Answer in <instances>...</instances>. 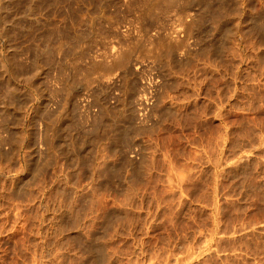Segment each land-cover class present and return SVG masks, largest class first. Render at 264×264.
<instances>
[{
	"label": "rangeland",
	"instance_id": "1",
	"mask_svg": "<svg viewBox=\"0 0 264 264\" xmlns=\"http://www.w3.org/2000/svg\"><path fill=\"white\" fill-rule=\"evenodd\" d=\"M146 1L0 0V264H264V31Z\"/></svg>",
	"mask_w": 264,
	"mask_h": 264
},
{
	"label": "bare ground",
	"instance_id": "2",
	"mask_svg": "<svg viewBox=\"0 0 264 264\" xmlns=\"http://www.w3.org/2000/svg\"><path fill=\"white\" fill-rule=\"evenodd\" d=\"M103 1V0H102ZM187 1V2H186ZM197 1V0H196ZM201 2L203 1V0H200ZM206 1V0H205ZM220 1V0H219ZM242 1H244L243 2V6L241 7V8H243V9H240V11L241 12H236V9H238V7H237V5H236V0H221L220 1V4H217L219 7H217L218 8V13H216L217 15L219 14L220 15V12H221V17H220V19H218L217 20V18H218V16L217 15H215V12L217 11V10H214V9H212V10H214V11H212L211 10V7H213V5L210 7L209 5H207L206 4V6L205 5H201L202 7H200V8H202V12H201V14H205L206 16H207V18H208V16L209 15H213V12H214V15L217 17H215V16H212V18H211V16H209V20H206V21H209V25H210V23L212 22V21H210V18L213 20V18L215 17V19L218 21L217 22V26H218V28L217 29H219L220 31H221V34H222V36L224 37V38H222V39H225V41L227 42V38H229V37H231L232 36V34L233 33H236V28L235 27H233L232 25H231V23H230V21H229V17L231 16V15H233L235 12L236 13H238L237 15H236V13L234 14V16L238 19L239 18V20H242V19H245V23H246V25H244V26H242V25H238V27H237V32H238V37H239V40H238V42L235 44L234 43V41H232V40H230V41H232L233 42V45H236V46H238V49L239 50H241V51H245L246 52V48L248 47L247 46V42H246V40L247 39H245V37H249L250 38V36L249 35H247L252 29H254L255 31H257L258 33H260V34H262V31H264V0H242ZM257 1H259V8H257V5H258V2ZM180 2H182V0H147L146 1V3H145V5H143V6H145V10L144 11H142V12H144V13H142V14H144L147 18H155V21L154 22H157V20H158V18H160L159 16H161V13H162V11H170L171 9H173V7H174V9H173V11L175 10L176 11V9L178 10L179 8H178V6L180 7V8H184L183 10H185V7L184 6H182V5H184V2H185V4H187V5H189V3H191V5H193V4H195L196 2H195V0L194 1H191V2H189L188 0H183V4L182 5H178V4H180ZM189 2V3H188ZM192 2H194L193 4H192ZM200 2V3H201ZM213 2V1H212ZM57 3V2H56ZM137 3V2H136ZM144 3V2H143ZM142 3V4H143ZM238 3V2H237ZM197 4H198V1H197ZM216 5V4H215ZM182 6V7H181ZM239 6V5H238ZM175 7H177L176 9H175ZM189 7V6H188ZM215 7V6H214ZM237 7V8H236ZM199 8V9H200ZM129 10V9H128ZM239 10V9H238ZM136 11V10H135ZM173 11H171V12H173ZM163 12V13H164ZM171 12H165L166 14H168V13H171ZM179 12V11H178ZM185 12H186V10H185ZM138 13V12H137ZM162 13V14H163ZM177 13V12H176ZM165 15V14H164ZM199 15H200V11H199ZM206 16H205V18H206ZM234 16H232V17H234ZM182 17V16H181ZM184 17V16H183ZM200 17H201V19H202V15H200ZM204 17V16H203ZM234 17V18H235ZM204 18V19H205ZM144 19V18H143ZM157 19V20H156ZM214 19V20H215ZM251 19L252 20H256V21H260V23H257V22H255V21H253L254 22V24L253 25H251L248 21H251ZM145 20H146V18H145ZM147 20H149V19H147ZM151 20V19H150ZM149 20V21H150ZM191 20V19H190ZM85 21V20H84ZM149 21H146L147 23L149 22ZM153 21V20H152ZM151 21V22H152ZM186 21V20H185ZM204 21V20H203ZM238 21V20H237ZM77 22V21H76ZM160 22V21H159ZM196 22V21H195ZM199 22H202V20H200V21H198V23ZM252 22V21H251ZM252 22V23H253ZM207 23V22H206ZM87 24V23H86ZM202 24V23H201ZM208 24V23H207ZM240 24V23H239ZM75 25V24H74ZM151 25V24H150ZM149 25V26H150ZM154 25V23L152 24V26ZM156 25V24H155ZM157 25H158V23H157ZM198 25V24H197ZM209 25H207V27L209 26ZM214 25V22H213V24L211 25V27ZM236 25V24H235ZM215 26H216V24H215ZM215 26H213L214 27V29L216 28ZM156 27V26H155ZM200 27V26H199ZM205 27H206V25H205ZM212 27V28H213ZM198 28V27H197ZM59 29V28H58ZM147 29V28H146ZM200 29V28H199ZM209 29H210V27H209ZM209 29H208V31H209ZM148 30H149V27H148ZM203 30V29H202ZM205 30V29H204ZM203 30V31H204ZM202 31V32H203ZM207 31V33L208 34H211V33H209ZM201 32V31H200ZM201 32V33H202ZM211 32V31H210ZM252 32V31H251ZM254 32V31H253ZM52 33V32H51ZM60 34V33H59ZM203 34V33H202ZM204 34H206V32L204 33ZM207 34V35H208ZM250 34V33H249ZM160 35H162V34H160ZM206 35V36H207ZM215 35V34H214ZM213 35V36H214ZM247 35V36H246ZM48 36V35H47ZM74 36V35H73ZM203 36V35H202ZM210 36V35H209ZM216 36V35H215ZM220 36V35H219ZM158 37H160V36H158ZM261 37V36H260ZM79 38H81V37H79ZM203 38H204V36H203ZM220 38V39H221ZM157 39V38H156ZM230 39H232V38H230ZM262 38H260L258 41H260ZM229 40V39H228ZM236 40V39H235ZM58 41H60V40H58ZM71 41V40H70ZM222 41H224V40H222ZM229 41V42H230ZM222 44V43H221ZM225 44H227V43H225ZM260 44V43H259ZM250 45V44H249ZM255 45H256V43H255ZM255 45H253V46H255ZM221 46V45H220ZM258 46H260V48L258 47ZM221 47H223L224 48V46H221ZM257 47H258V51L262 54V56H260L261 58H259L258 57V61H259V63H261L262 65L264 64V40L262 39L261 40V44L260 45H257ZM251 49V48H250ZM40 50V49H39ZM53 50V49H52ZM249 50V49H248ZM256 50H257V48H256ZM41 51H42V49H41ZM56 52H57V50H56ZM217 53V52H216ZM52 55V54H51ZM50 56V55H49ZM243 56V55H242ZM253 56V55H252ZM52 60V59H51ZM247 60V59H246ZM211 64V63H210ZM212 66H214V65H212ZM262 68V67H261ZM104 107V106H103ZM111 109V108H110ZM69 111V110H68ZM108 111V110H107ZM111 111V110H110ZM103 112V111H102ZM112 112V111H111ZM108 114V113H107ZM45 115V114H44ZM60 115V114H59ZM105 115V114H104ZM103 116V115H102ZM109 116H110V114H109ZM104 117V116H103ZM75 118V117H74ZM102 118V117H101ZM110 118V117H109ZM111 118H112V116H111ZM62 119V118H61ZM106 121V120H105ZM111 120H109V122H110ZM101 123V122H100ZM102 123H105L104 122V120H102ZM114 123V122H113ZM54 124V123H53ZM93 125H95V124H93ZM104 125V124H103ZM111 125H112V122H111ZM115 126V125H114ZM73 127V126H72ZM93 128H94V126H92ZM103 127H106V126H103ZM108 128V127H107ZM49 129V128H48ZM51 129V128H50ZM49 129V130H50ZM106 129V128H105ZM88 130V129H87ZM113 130V129H112ZM66 131V130H65ZM93 131V130H92ZM124 132V131H123ZM100 134V133H99ZM102 134V133H101ZM108 134H109V132H108ZM120 134V133H119ZM20 135V134H19ZM63 135V134H62ZM93 135V134H92ZM117 135V134H116ZM123 135V134H122ZM121 134L119 135V136H122ZM56 136V135H55ZM118 136V135H117ZM22 137V136H21ZM72 137V136H71ZM92 137V136H91ZM123 137V136H122ZM20 139V138H19ZM81 139V138H80ZM84 139V138H83ZM83 139H81V140H83ZM122 139V138H121ZM76 140V139H75ZM74 140V142H76ZM90 140H91V138H90ZM60 141V140H59ZM85 141H87V140H85ZM19 142V141H18ZM58 143V142H57ZM64 143V142H63ZM63 143L61 144V145H63ZM70 143H71V140H70ZM77 145L80 143V140H79V142H78V140H77ZM83 143H84V140H83ZM21 144V143H20ZM56 144V143H55ZM67 144V143H66ZM81 144V143H80ZM65 145V144H64ZM64 145H63V147H62V150L63 149H70L69 151L71 152H69L68 150H66V153H67V151L71 154V155H73L72 154V151L74 152V155L76 154V152L78 151V150H80V147H79V149H78V147H77V145H75L74 143H72L71 145L70 144H68V145H66L65 146V148H64ZM54 146V145H53ZM79 146V145H78ZM128 146V145H127ZM61 148V147H60ZM82 149V148H81ZM58 150H59V148H58ZM65 150H64V153H65ZM59 152V151H58ZM78 153H81V152H78ZM77 153V154H78ZM76 154V155H77ZM108 154V153H107ZM56 155V154H55ZM46 156V155H45ZM79 156V155H78ZM96 156V155H95ZM102 156V155H101ZM47 157V156H46ZM81 157V156H80ZM125 157H127V156H125ZM77 158V157H76ZM106 159V158H105ZM127 159H128V157H127ZM46 160V159H45ZM49 160V159H48ZM83 161V160H82ZM93 161V160H92ZM139 161V160H138ZM52 162V161H51ZM143 162V161H142ZM48 163V162H47ZM50 163V162H49ZM49 163L48 164H46V165H49ZM97 163V162H96ZM101 164V163H100ZM39 165V164H38ZM43 165V164H42ZM40 166V165H39ZM97 166V165H96ZM126 166V165H125ZM142 166V165H141ZM50 167V166H49ZM103 167V166H102ZM39 168V167H38ZM36 169H37V167H36ZM3 170V169H2ZM136 170V169H135ZM41 172V171H40ZM44 172V171H43ZM32 173H34V170L32 171ZM37 173V172H36ZM107 175V174H106ZM68 180V179H67ZM110 181V180H109ZM40 183H42V182H40ZM66 183V182H65ZM101 183V182H100ZM44 184V183H43ZM17 193H19V191L17 192ZM33 195V194H32ZM66 201V200H65ZM111 215V214H110ZM116 215V214H115ZM109 220V219H108ZM83 233V232H82ZM93 234V233H92ZM92 243H94V242H92ZM86 245V244H85ZM89 247V246H88ZM92 247H94V246H91V247H89L90 248V250L91 249H93L94 251H96L95 250V247L94 248H92ZM97 247V246H96ZM107 247V246H106ZM86 249V248H85ZM99 250V249H98ZM97 250V251H98ZM96 251V252H97ZM87 254V253H86ZM93 254H94V252H93ZM93 256V255H92ZM84 257V256H83ZM93 259V258H92ZM96 260V259H95ZM110 260V259H109ZM111 261V260H110ZM100 263V262H99ZM105 263V262H104Z\"/></svg>",
	"mask_w": 264,
	"mask_h": 264
}]
</instances>
